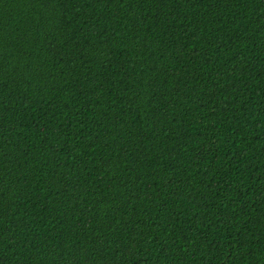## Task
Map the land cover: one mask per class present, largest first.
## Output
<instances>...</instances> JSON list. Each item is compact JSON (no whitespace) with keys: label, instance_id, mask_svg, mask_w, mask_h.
Returning <instances> with one entry per match:
<instances>
[{"label":"trees","instance_id":"1","mask_svg":"<svg viewBox=\"0 0 264 264\" xmlns=\"http://www.w3.org/2000/svg\"><path fill=\"white\" fill-rule=\"evenodd\" d=\"M0 264H264V0H0Z\"/></svg>","mask_w":264,"mask_h":264}]
</instances>
